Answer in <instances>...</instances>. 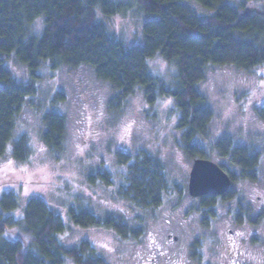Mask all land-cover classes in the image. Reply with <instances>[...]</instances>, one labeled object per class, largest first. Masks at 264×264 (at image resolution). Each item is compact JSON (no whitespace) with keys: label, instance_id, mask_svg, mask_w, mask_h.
<instances>
[{"label":"trees","instance_id":"16d2710c","mask_svg":"<svg viewBox=\"0 0 264 264\" xmlns=\"http://www.w3.org/2000/svg\"><path fill=\"white\" fill-rule=\"evenodd\" d=\"M134 1L147 19L140 44L128 46L108 32L99 15L125 14L132 8L130 1L0 0V157L8 149L16 162H26L31 156L28 138H15V130L24 107L37 98V72L43 67L88 66L115 89L110 109H119L137 90L149 106L161 99L174 101L180 114L178 127L185 131L183 149L190 157L202 158L195 140L205 133L212 112L197 87L209 66L245 71L264 67V14L240 15L244 3L234 6L228 0H192L205 15L198 14L190 0ZM36 21L41 23L39 31L34 29ZM9 56L26 67L29 83L12 76L5 62ZM156 57L176 66L170 82L150 73L148 63ZM63 100L56 92L52 101ZM260 116L264 119V109ZM42 124L43 144L52 153L60 152L65 116L47 111ZM217 148L242 167L243 179L256 180L252 168L258 154L243 147L232 149L227 139ZM119 162L130 165L118 195L140 208L160 206L166 191L162 164L144 150L133 159L121 154ZM96 181L110 184L109 173L88 176L90 184ZM69 225L111 229L124 238L130 233L112 216L101 220L81 206H70L64 216L41 198H30L23 206L15 193L6 192L0 196V264H65L66 259L75 264H106L87 241L70 249L62 245L60 238Z\"/></svg>","mask_w":264,"mask_h":264},{"label":"rangeland","instance_id":"374dc122","mask_svg":"<svg viewBox=\"0 0 264 264\" xmlns=\"http://www.w3.org/2000/svg\"><path fill=\"white\" fill-rule=\"evenodd\" d=\"M125 1L132 3L125 14L99 17L112 36L133 46L142 40V24L147 17L134 0ZM228 2L234 6L244 3L240 15L264 14V0ZM190 3L198 14H206L192 0ZM34 24L35 31H39L40 21ZM5 62L16 81L30 82L28 70L13 56ZM148 64L150 73L166 82L176 73V66L160 57ZM37 74V98L24 107L15 130V138L21 135L28 138L31 156L26 162H16L8 149L0 157V196L13 192L23 206L30 198H41L64 216L70 206H81L101 220L108 216L117 218L130 231L125 238L111 229L71 225L60 238L67 249L89 242L106 264H149L151 259L155 264H176L170 258L174 251L183 261L184 244L201 233V226L200 220L192 217L196 203L187 192L189 174L197 157L188 156L183 149L185 131L178 127L180 114L175 102L161 99L149 106L143 92L137 90L119 109L113 110L110 102L116 95L115 89L99 80L88 66H61L57 70L43 67ZM197 88L212 112L205 133L195 140L202 157L232 176L231 190L239 189L242 197L250 199V208L255 212L252 216L257 218L261 213L264 216V119L260 116L264 109V67L245 71L233 66H209ZM56 92L63 95L62 102L52 101ZM51 110L66 119L65 141L62 150L56 153L50 152L41 140L42 116ZM225 139L231 141L232 149L243 147L258 154L252 168H256L255 181L243 179L242 167L231 164L229 154L220 153L217 144ZM140 150L163 166L166 191L160 206L155 208H140L118 195L130 165L121 164L120 155L127 154L133 159ZM95 172L109 173L110 184L100 181L90 184L88 176ZM226 227V222H222V235ZM239 229L246 237L253 230L262 233L264 219H260L255 229ZM173 237L179 243L173 242ZM254 260L256 264V257ZM65 264L75 263L66 259Z\"/></svg>","mask_w":264,"mask_h":264},{"label":"flooded vegetation","instance_id":"af4514ba","mask_svg":"<svg viewBox=\"0 0 264 264\" xmlns=\"http://www.w3.org/2000/svg\"><path fill=\"white\" fill-rule=\"evenodd\" d=\"M230 157V155H229ZM197 159H205L197 158ZM230 163L236 166L230 157ZM207 160V159H205ZM194 162V161H193ZM215 164V163H214ZM225 171L221 166H219ZM256 169V168H255ZM240 171L244 170L240 168ZM226 173V172H225ZM227 174V173H226ZM228 175V174H227ZM230 179V187L221 195L191 196L196 203L192 209L194 218L200 220L201 233L188 240L184 248L183 261L178 258L176 251L170 255L171 263L176 264H264V232L252 231L249 236L241 233L242 227L257 228L260 219H264L261 213L259 217L252 216L255 212L250 208L252 202L249 198L242 197L240 190H231L233 178ZM189 180V178H188ZM261 198L258 197V200ZM264 209V208H263ZM226 222L224 235L220 233V225ZM240 230V231H239ZM168 238H171L169 235ZM173 242L179 243L177 237ZM176 250V248L174 249ZM174 255V257H173ZM153 259H151V263Z\"/></svg>","mask_w":264,"mask_h":264},{"label":"water","instance_id":"95a60500","mask_svg":"<svg viewBox=\"0 0 264 264\" xmlns=\"http://www.w3.org/2000/svg\"><path fill=\"white\" fill-rule=\"evenodd\" d=\"M230 179L216 164L195 159L189 174L188 192L191 196L221 195L228 191Z\"/></svg>","mask_w":264,"mask_h":264}]
</instances>
